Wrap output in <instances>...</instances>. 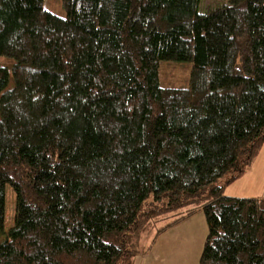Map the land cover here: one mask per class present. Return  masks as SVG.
I'll list each match as a JSON object with an SVG mask.
<instances>
[{
	"label": "trees",
	"instance_id": "obj_1",
	"mask_svg": "<svg viewBox=\"0 0 264 264\" xmlns=\"http://www.w3.org/2000/svg\"><path fill=\"white\" fill-rule=\"evenodd\" d=\"M60 1L0 0V264H133L198 212L200 264H264V198L224 196L264 148V0Z\"/></svg>",
	"mask_w": 264,
	"mask_h": 264
},
{
	"label": "rangeland",
	"instance_id": "obj_2",
	"mask_svg": "<svg viewBox=\"0 0 264 264\" xmlns=\"http://www.w3.org/2000/svg\"><path fill=\"white\" fill-rule=\"evenodd\" d=\"M214 3L211 0H204V6H210ZM45 9L53 12L60 17L65 18L66 12L61 7L60 0H45ZM2 62V60H0ZM9 71H12V67L7 66ZM174 71L178 77V81H170L171 86H182L186 81V77L189 76V69L186 65H178ZM13 86V80H11L9 87ZM1 118V116H0ZM230 177V176H228ZM227 177V178H228ZM7 197V220L6 230L8 231L13 225L15 198L12 189L8 188ZM224 196L234 198H264V148L261 150L260 155L254 160L247 172L238 180L227 186ZM172 218L166 221H171ZM166 221L150 222L144 226L143 231L140 234L139 240L136 242L137 256L133 259V264H144L150 248L156 230L166 225ZM160 223V224H159ZM158 225V226H157ZM154 247V246H153ZM152 250V249H151Z\"/></svg>",
	"mask_w": 264,
	"mask_h": 264
},
{
	"label": "crops",
	"instance_id": "obj_3",
	"mask_svg": "<svg viewBox=\"0 0 264 264\" xmlns=\"http://www.w3.org/2000/svg\"><path fill=\"white\" fill-rule=\"evenodd\" d=\"M207 236L205 215L198 212L162 234L144 264H200Z\"/></svg>",
	"mask_w": 264,
	"mask_h": 264
}]
</instances>
